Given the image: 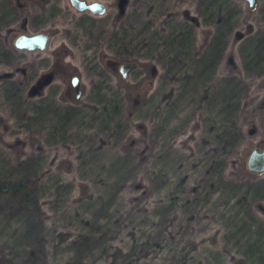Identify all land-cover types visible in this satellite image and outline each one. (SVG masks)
I'll return each instance as SVG.
<instances>
[{
	"label": "rangeland",
	"instance_id": "374dc122",
	"mask_svg": "<svg viewBox=\"0 0 264 264\" xmlns=\"http://www.w3.org/2000/svg\"><path fill=\"white\" fill-rule=\"evenodd\" d=\"M96 1L0 0V264H264V0Z\"/></svg>",
	"mask_w": 264,
	"mask_h": 264
},
{
	"label": "water",
	"instance_id": "95a60500",
	"mask_svg": "<svg viewBox=\"0 0 264 264\" xmlns=\"http://www.w3.org/2000/svg\"><path fill=\"white\" fill-rule=\"evenodd\" d=\"M68 3L77 11L87 10L93 14H100L104 12L106 5L101 1H87V0H67ZM247 5L251 7L255 0H245ZM48 33L45 31H37L32 33L21 32L14 36L13 45L21 49H37L42 50L45 48L48 40ZM136 63L134 61L121 62L118 64L117 69L122 77H126L130 69L134 68ZM70 84L75 91V97L80 94L78 87V78L76 75L70 77ZM244 166L247 170L253 172L264 171V147L259 148L253 146L246 153L244 159Z\"/></svg>",
	"mask_w": 264,
	"mask_h": 264
},
{
	"label": "trees",
	"instance_id": "16d2710c",
	"mask_svg": "<svg viewBox=\"0 0 264 264\" xmlns=\"http://www.w3.org/2000/svg\"><path fill=\"white\" fill-rule=\"evenodd\" d=\"M220 12H221V7H218L217 10H216V13L218 14ZM263 103H264V98H263ZM244 168H245V166H244ZM3 185H4V187H9V186H12L13 187V186H15V183L5 182ZM22 202H24L25 204H28L29 207H35L36 206L31 200L26 199V198H22Z\"/></svg>",
	"mask_w": 264,
	"mask_h": 264
}]
</instances>
